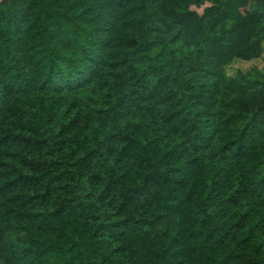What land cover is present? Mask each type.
<instances>
[{
	"label": "trees",
	"instance_id": "16d2710c",
	"mask_svg": "<svg viewBox=\"0 0 264 264\" xmlns=\"http://www.w3.org/2000/svg\"><path fill=\"white\" fill-rule=\"evenodd\" d=\"M264 0H0V264H264Z\"/></svg>",
	"mask_w": 264,
	"mask_h": 264
},
{
	"label": "rangeland",
	"instance_id": "374dc122",
	"mask_svg": "<svg viewBox=\"0 0 264 264\" xmlns=\"http://www.w3.org/2000/svg\"><path fill=\"white\" fill-rule=\"evenodd\" d=\"M251 68H257L264 72V55L261 59H254L251 61H241L235 60L230 66L225 70L228 77H234L237 71L246 72Z\"/></svg>",
	"mask_w": 264,
	"mask_h": 264
}]
</instances>
